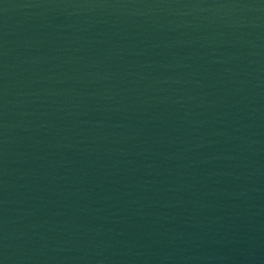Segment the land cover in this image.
Here are the masks:
<instances>
[{
    "label": "water",
    "instance_id": "water-1",
    "mask_svg": "<svg viewBox=\"0 0 264 264\" xmlns=\"http://www.w3.org/2000/svg\"><path fill=\"white\" fill-rule=\"evenodd\" d=\"M263 236L264 0H0V264Z\"/></svg>",
    "mask_w": 264,
    "mask_h": 264
}]
</instances>
